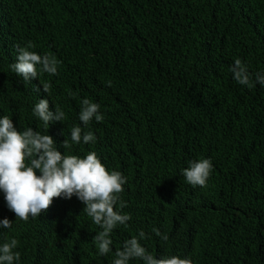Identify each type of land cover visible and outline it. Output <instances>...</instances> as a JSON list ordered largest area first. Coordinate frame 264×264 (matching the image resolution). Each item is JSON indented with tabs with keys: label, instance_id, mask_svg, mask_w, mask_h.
I'll return each instance as SVG.
<instances>
[{
	"label": "trees",
	"instance_id": "16d2710c",
	"mask_svg": "<svg viewBox=\"0 0 264 264\" xmlns=\"http://www.w3.org/2000/svg\"><path fill=\"white\" fill-rule=\"evenodd\" d=\"M29 42L30 51L56 58L57 75L25 84L11 70L16 46ZM236 59L247 65L252 89L234 80ZM257 72H264V0H0V118L51 135L62 155L95 152L107 170L127 177L120 211L131 217L101 257L93 242L101 229L76 196L54 198L62 202L27 222L0 204V222L13 223L0 227V242L36 247L18 264H112L115 250L143 230L150 238L141 245L158 259L264 264V86ZM40 99L53 112L59 105L66 119L45 130L32 112ZM84 99L98 103L104 119L85 129L95 143L66 150L71 128H83ZM204 158L213 164L210 179L193 187L183 170Z\"/></svg>",
	"mask_w": 264,
	"mask_h": 264
},
{
	"label": "clouds",
	"instance_id": "9594fccd",
	"mask_svg": "<svg viewBox=\"0 0 264 264\" xmlns=\"http://www.w3.org/2000/svg\"><path fill=\"white\" fill-rule=\"evenodd\" d=\"M34 45L29 42L26 47L16 46V61L11 64V70L22 78L25 84L39 78L43 73L58 74V61L47 54L41 56L29 49ZM7 53V52H5ZM234 80L249 89L254 87L252 75L247 65L236 59L230 68ZM255 82L264 86V72L255 74ZM111 87V80L107 81ZM51 85L43 84V90L49 92ZM36 92L40 89L34 88ZM100 105L84 99L81 103L79 120L81 126H74L70 130V140L65 138L61 145L70 150L73 145L95 143L96 137L85 129L95 119L101 122L104 117L99 113ZM33 115L43 123L45 130H49L53 122H63L65 112L59 105L55 111L49 110V101L40 99L34 106ZM213 164L204 158L192 161L183 170L186 182L193 187L204 188L210 179ZM39 173V175L37 174ZM127 177L121 172L106 169L95 152H89L83 158L69 155L68 151L62 155L57 150L56 142L49 134L28 127L23 131L17 130L13 120L4 115L0 118V193L3 194L0 204L7 205L17 217L16 221L27 222L29 218H36L47 211L54 203V198L70 200L76 196L84 205L83 212L101 229L93 238L98 249V255L107 256L112 252L111 234L118 226L125 225L131 217L122 214L120 210L126 207L121 197L123 185L127 184ZM118 206V207H117ZM13 223L4 219L0 227L11 229ZM152 232L164 242L169 240L167 234H162L153 228ZM6 233V232H5ZM4 234V233H1ZM145 231L140 230L138 236L125 240L122 249H116L112 264H130L132 260L142 261L143 264H193L192 259L179 256H157L148 252L140 241L148 239ZM15 238L0 242V264H18L20 254L24 251L37 252L36 247L31 250L17 248ZM57 245L56 243L43 245V250Z\"/></svg>",
	"mask_w": 264,
	"mask_h": 264
}]
</instances>
